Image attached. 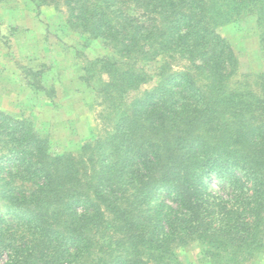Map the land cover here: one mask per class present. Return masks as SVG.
<instances>
[{
	"label": "trees",
	"instance_id": "1",
	"mask_svg": "<svg viewBox=\"0 0 264 264\" xmlns=\"http://www.w3.org/2000/svg\"><path fill=\"white\" fill-rule=\"evenodd\" d=\"M32 1L65 7L72 30L111 51L81 79L113 127L55 153L0 108V264H182L194 241L211 264L259 258L264 71L233 82L239 61L219 28L254 18L264 53V0Z\"/></svg>",
	"mask_w": 264,
	"mask_h": 264
},
{
	"label": "rangeland",
	"instance_id": "2",
	"mask_svg": "<svg viewBox=\"0 0 264 264\" xmlns=\"http://www.w3.org/2000/svg\"><path fill=\"white\" fill-rule=\"evenodd\" d=\"M219 30L239 61L233 82L244 73L264 71L254 18H241ZM108 54L100 39H89L68 26L65 7L0 0V108L32 120L50 138L55 153L77 154L85 142L112 129L101 97L81 79L89 60ZM170 62L174 70L189 66L179 58ZM152 74L141 91L158 82ZM178 255L182 264H211L197 241L180 247ZM251 264H264V253Z\"/></svg>",
	"mask_w": 264,
	"mask_h": 264
},
{
	"label": "crops",
	"instance_id": "3",
	"mask_svg": "<svg viewBox=\"0 0 264 264\" xmlns=\"http://www.w3.org/2000/svg\"><path fill=\"white\" fill-rule=\"evenodd\" d=\"M33 18H34V20H35V19L38 18V17L35 16V17H33ZM36 20H37V19H36ZM37 21H38V20H37Z\"/></svg>",
	"mask_w": 264,
	"mask_h": 264
}]
</instances>
